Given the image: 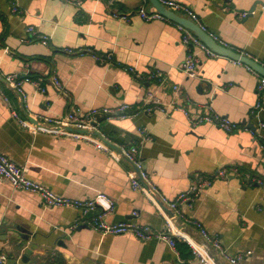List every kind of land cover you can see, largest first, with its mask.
I'll list each match as a JSON object with an SVG mask.
<instances>
[{"label":"crops","instance_id":"0c3cea01","mask_svg":"<svg viewBox=\"0 0 264 264\" xmlns=\"http://www.w3.org/2000/svg\"><path fill=\"white\" fill-rule=\"evenodd\" d=\"M177 1L192 8L218 41L264 58V0ZM142 4L153 6L150 0H0V151L27 165L32 179L59 195L94 198L103 193L107 199H99L96 211L110 209L109 223L131 221L161 231L166 215L175 232L201 242L192 222L198 220L232 253L252 250L245 264H264L260 77L244 63L199 51L196 76L188 77L182 63L190 48L181 43L178 23L142 19ZM16 5L19 12L13 10ZM244 11L253 12L243 17ZM177 14L189 18L184 11ZM30 26L35 33L28 32ZM41 35L47 36V43ZM108 53L112 63L96 57ZM15 73L22 76V94L5 79ZM158 73L161 77L153 76ZM149 92L159 104L178 107L168 113L143 109ZM122 103L135 115L119 118L104 111ZM185 109L193 117L213 111L241 126L233 132L209 122L192 127ZM13 111L38 126L44 125L45 115L93 113L100 131L87 135L98 142L105 143L106 136L127 147L138 145L152 180L171 199L188 191L197 174L214 175L221 167H237L238 174L214 178L200 198L180 206L182 214L163 204L162 214L132 188L128 160L117 161L67 133L33 132ZM81 217L72 207H47L40 195L16 189L0 177V224L26 229L0 233V254L17 259V264H200L179 238L174 249L158 238L115 235L85 224L72 229Z\"/></svg>","mask_w":264,"mask_h":264},{"label":"built area","instance_id":"2783aa9c","mask_svg":"<svg viewBox=\"0 0 264 264\" xmlns=\"http://www.w3.org/2000/svg\"><path fill=\"white\" fill-rule=\"evenodd\" d=\"M83 0H75V3L81 4ZM146 1V0H143ZM162 5L167 9L177 13L178 11H184L189 19L201 25L203 29L206 28L201 24L200 16L186 4L177 1V0H159ZM264 9V3H263ZM13 10L19 12L18 6H14ZM253 12V11H250ZM249 11L242 12V16L246 17ZM139 16L146 20L152 21L156 19L170 20L163 13H161L154 5L152 7H147L142 4L138 9ZM128 19V16H123ZM179 29L182 30L181 43L190 48L189 54L186 56L185 60L182 63V71L188 77L196 76V70L198 63L200 61L199 52L204 53L210 57H216L219 55L218 52L209 47L199 36L193 32L188 27H185L182 24L178 23ZM28 32L35 33L33 26L28 27ZM215 40L218 41V37L211 34ZM43 43H47V36L41 35L39 37ZM219 43L228 46L223 41H218ZM191 48L193 50H191ZM69 52H72V49H67ZM243 55H246L256 62L264 66V58L254 57L248 55L247 53L240 52ZM100 62L103 63H112L113 56L111 53H108L106 56L100 57L96 56ZM235 63H242L239 60L233 59ZM246 67L255 75L260 77V82L258 88L260 91H264V76L259 72L254 70L249 65L245 64ZM129 70L135 71L132 67H128ZM136 75L139 77L138 71ZM155 77H161V74L153 75ZM6 81L12 85L18 92L23 93L22 88V76L20 74H10L5 77ZM55 83L60 86L61 83L59 79L54 78ZM36 86H40V82H34ZM179 85H174L176 91L179 90ZM44 90V89H43ZM7 99V97H6ZM261 106V101H259L256 107ZM176 104L172 106H165L158 103L157 100H154L153 93L149 92L147 100L143 105V109L147 111L159 110L164 113L170 112L172 109L177 108ZM211 109V105L208 106ZM109 116H117L119 118H127L135 115L136 112L132 111L131 106L127 103H122L116 108H105L104 110ZM185 114L188 119L189 124L193 127L204 123L209 122L214 125L221 127L229 132H233L240 128L239 123H234L229 119L222 117L221 115L211 111L207 114L197 115L193 117L190 115L189 111L185 109ZM15 118L20 122L21 125L27 127L33 132L38 130H52L54 132L67 133L68 135L74 136L75 138H81L88 142L94 144L97 149L105 152L106 154L114 157L117 161L121 158H125L131 165L130 168V179L132 188L144 193V195L157 207V209L162 212V204L169 206L171 209L179 212L180 206L194 201L203 194L206 188L212 185L214 178L227 179L230 177L232 172L238 174L237 167H221L217 170L214 175L208 174H197L194 178L193 183L191 184L188 191L180 193L175 199H171L165 196L156 186L154 181L151 178L149 171L145 167V162L141 154V149L138 145H131L127 147L123 144H117L111 141L110 138L104 136V142H98L93 140L87 133H92L95 131H100L94 123L93 113L80 115L76 112L68 111L63 117H49L47 115L42 116L45 123L44 125H35L29 120L22 119L19 115L13 111ZM45 125H49L47 127ZM264 126V123H262ZM145 130V129H144ZM143 130V131H144ZM66 131V132H65ZM87 132V133H86ZM145 136L148 138L146 131H144ZM0 177L6 179L14 188L28 191L40 195L44 204L47 207H72L78 209L82 217L80 220L76 221L75 224L71 226L72 229L76 228L79 224H85L95 230L102 231L105 233H111L115 235L132 233L136 237L148 240L152 238H158L167 241L174 249L176 246V238H179L185 241L191 248L193 256L197 259L200 264H245L244 261L247 256L252 254V250L246 252L232 253L220 240L219 236L212 234L208 231L204 225L198 221H192L193 224L197 227L201 242L194 240L188 233L185 232H175L174 223L172 218L165 217V227L161 231L154 230L150 225L147 224H138L131 221H121L118 223H109L106 220V215L110 209L97 210V204L99 199H107L106 195L99 193L94 198H74L62 196L55 193L48 186L32 179L29 176V168L27 165H20L8 155L0 151ZM259 182L264 185V181L259 179ZM190 221V220H189ZM8 256L6 254H0V264H7Z\"/></svg>","mask_w":264,"mask_h":264},{"label":"water","instance_id":"95a60500","mask_svg":"<svg viewBox=\"0 0 264 264\" xmlns=\"http://www.w3.org/2000/svg\"><path fill=\"white\" fill-rule=\"evenodd\" d=\"M150 1H151L152 5H154L161 13H163L170 20H172L176 23L182 24L185 27H188L191 30H193L197 36H199L209 47H211L213 50H215L219 54L225 55L231 59L239 60L242 63L249 65L254 70L259 72L262 76H264V66L261 65L260 63L256 62L254 59H252L246 55H243L240 52H237L228 46H225V45L219 43L217 40L214 39V37L211 35V33H209L207 30L203 29L200 24L192 21L189 18L181 17L177 13L167 9L164 5H162L160 3L159 0H150ZM98 120L100 121L99 118H98ZM242 123L247 124L246 121H243ZM95 124H96V122H95ZM250 127L254 128V126L251 124H250ZM8 229L15 231V232H19V233L26 232V229H23L22 227L15 225V224H9V225H4L3 223L0 224V233L6 232V231L8 232ZM20 237L22 239L24 238L22 236V234H20ZM1 238L2 237H0V239ZM4 239H6V237ZM16 243H19V241L15 242L14 244H16ZM7 264H17V259L9 258L7 260Z\"/></svg>","mask_w":264,"mask_h":264}]
</instances>
